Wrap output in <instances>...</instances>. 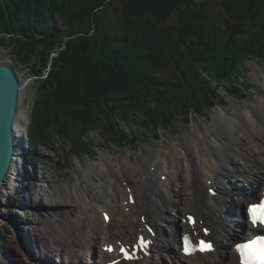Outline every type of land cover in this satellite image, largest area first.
Listing matches in <instances>:
<instances>
[{
    "label": "trees",
    "instance_id": "1",
    "mask_svg": "<svg viewBox=\"0 0 264 264\" xmlns=\"http://www.w3.org/2000/svg\"><path fill=\"white\" fill-rule=\"evenodd\" d=\"M218 1L224 24L212 0H0V44L43 76L27 156L58 139L82 155L108 110L136 109L158 132L223 104L224 83L242 92L238 68L264 59V0ZM112 135L106 141L122 146Z\"/></svg>",
    "mask_w": 264,
    "mask_h": 264
},
{
    "label": "bare ground",
    "instance_id": "2",
    "mask_svg": "<svg viewBox=\"0 0 264 264\" xmlns=\"http://www.w3.org/2000/svg\"><path fill=\"white\" fill-rule=\"evenodd\" d=\"M6 62L12 64L9 59ZM20 78L26 86L28 80ZM253 105L239 108V113L217 109L209 141L199 130L196 137L184 134L174 155H160L155 161L146 158L142 164H134L127 158L115 168L106 152H101L100 162L87 166L88 176H83L90 181L89 187L96 183V191L88 194L76 187L72 200L54 198L49 210L59 217H48L50 231H36L31 234L32 244L26 241L28 249L35 246L38 252L34 264H59L53 260L56 255H61V264H90L94 256L95 264H237L232 247L238 239L256 233L245 208L261 197L264 186V98ZM28 120L27 114H21L16 125L15 159L0 187V220L6 219L4 201L19 182V165L28 149L24 139ZM212 187L217 195L210 194ZM131 197L135 203L130 202ZM104 213L109 214V222ZM188 214L197 218L193 227ZM203 228L209 230L206 237L216 242L217 251L185 257L181 237L186 233L205 237ZM142 237L150 241L147 249L151 254L144 258L139 255ZM105 247L112 252H105ZM127 247L139 256L137 261L123 259ZM10 253L18 262L27 257L22 250L16 251L21 258Z\"/></svg>",
    "mask_w": 264,
    "mask_h": 264
},
{
    "label": "rangeland",
    "instance_id": "3",
    "mask_svg": "<svg viewBox=\"0 0 264 264\" xmlns=\"http://www.w3.org/2000/svg\"><path fill=\"white\" fill-rule=\"evenodd\" d=\"M212 3L213 5H211ZM210 5V12L217 15L224 24L229 17L223 11L221 2L212 0ZM111 14L112 19L116 22L115 18H113V13ZM94 25L93 23L92 28H94ZM116 26H118V22ZM256 36H259L257 31H253L251 37L247 39L248 41H245L246 45H249L251 42L253 43V39ZM238 41L237 38L236 42ZM66 42L67 39L63 41L64 48ZM53 55L56 56L57 54L54 53ZM7 59L11 60L19 75L24 80H28L22 92L19 105V115L24 113L28 115V134L34 121V107L38 98V92L41 90L43 76H37L34 70H32L30 63H20L13 56L11 49L7 45L0 44V63L6 62ZM243 66L238 68L241 76L240 80L236 82V85L241 88L242 92L236 91V93L233 90L235 89L233 87L235 83L233 82L223 84L227 90L234 92V95L238 94L237 97L229 96L228 91L222 88L218 90V93L221 97L223 96V104L200 115L193 114L189 116L188 121L184 122L181 118L180 122H173L167 129H161L158 132H155L153 129L147 132L145 129L147 128L146 122L142 120V112L131 108H124L123 110L122 107H119L115 109L111 108L113 111L108 110V114H105L106 117L101 120V129L95 128L97 127L95 126L86 132L88 143H84L87 144V147L82 146L79 149L82 153L80 156L69 151L70 145L61 142L59 139L55 143H52L50 147H46L44 144L36 146V149H33L36 153L35 156H27V152L31 150L32 145L26 134L28 149L19 165V175L17 177L19 182L17 183L16 190L4 201L6 219L0 220V232L4 231V236L0 237V264L35 263L34 256L38 253L36 247L30 245V249H28L26 241L32 244L31 234L36 231H50L49 226L51 225L47 223L48 217H59V215H53L51 210H49V205H53L54 198H58L59 200L63 198L71 199L73 195V199L76 187L81 191H86L88 194L91 191H96L94 187L96 183L91 184L92 187H89L90 181H85L83 176H88L86 173L87 166H91L96 161L100 162L101 152H106L108 158H111L109 162L115 168L122 159L127 158L133 159L134 164H142L146 161V158L155 161L160 155L164 157L174 155L173 149L178 139L184 134L188 133L196 137L199 130L204 135L205 141H209V130L211 126L214 127L213 121L217 109L224 108L228 112L237 113L241 107L253 108L254 103H258L264 98V59H255L249 56L243 62ZM186 72L189 75L191 68L186 67ZM81 129L77 127L76 131L80 130L81 133ZM33 130L40 131L38 127H34ZM119 131L122 134L116 135V132ZM108 133L115 135L113 137L114 141L124 142L123 145H113L107 142L105 137ZM160 163L164 164L163 161H160ZM113 176H110V178ZM95 178L97 179L98 177L95 176ZM105 179L108 180L109 178ZM240 186H242V183H240ZM31 229L34 231L29 232ZM24 230L27 240H23L24 234L20 233L21 231L23 233ZM19 250H22L24 255H27V257H23L25 259L23 262H18V259L14 260L17 257L13 259L10 255L11 251H14L15 255H19L16 253ZM22 256L19 255V258ZM56 256L53 260L61 264L62 260L59 258L61 255ZM94 258L97 260V256L92 257L90 264H95Z\"/></svg>",
    "mask_w": 264,
    "mask_h": 264
},
{
    "label": "water",
    "instance_id": "4",
    "mask_svg": "<svg viewBox=\"0 0 264 264\" xmlns=\"http://www.w3.org/2000/svg\"><path fill=\"white\" fill-rule=\"evenodd\" d=\"M22 84L20 75L12 64L0 63V187L8 176L16 155V125L20 120L21 91L25 86ZM24 139L28 143L26 136Z\"/></svg>",
    "mask_w": 264,
    "mask_h": 264
},
{
    "label": "snow or ice",
    "instance_id": "5",
    "mask_svg": "<svg viewBox=\"0 0 264 264\" xmlns=\"http://www.w3.org/2000/svg\"><path fill=\"white\" fill-rule=\"evenodd\" d=\"M248 214L253 226H264V202L251 205L248 208ZM189 222H194L191 217H189ZM200 244L201 250L210 247L205 241H201ZM185 250L187 251V249ZM236 251L240 253L243 264H264V237L259 242L252 241L248 244H238Z\"/></svg>",
    "mask_w": 264,
    "mask_h": 264
}]
</instances>
